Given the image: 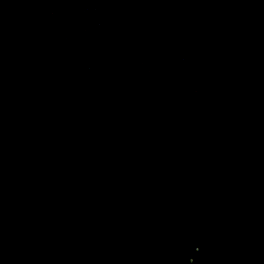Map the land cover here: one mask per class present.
<instances>
[{
    "label": "water",
    "instance_id": "water-1",
    "mask_svg": "<svg viewBox=\"0 0 264 264\" xmlns=\"http://www.w3.org/2000/svg\"><path fill=\"white\" fill-rule=\"evenodd\" d=\"M0 264H264V0H0Z\"/></svg>",
    "mask_w": 264,
    "mask_h": 264
}]
</instances>
